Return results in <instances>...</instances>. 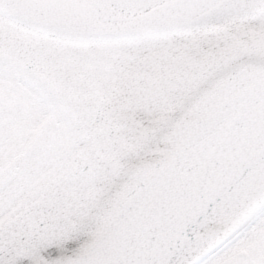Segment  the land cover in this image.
Returning a JSON list of instances; mask_svg holds the SVG:
<instances>
[{
    "label": "snow or ice",
    "instance_id": "snow-or-ice-1",
    "mask_svg": "<svg viewBox=\"0 0 264 264\" xmlns=\"http://www.w3.org/2000/svg\"><path fill=\"white\" fill-rule=\"evenodd\" d=\"M0 264H264V0H0Z\"/></svg>",
    "mask_w": 264,
    "mask_h": 264
}]
</instances>
